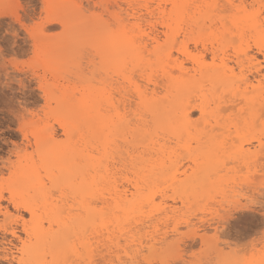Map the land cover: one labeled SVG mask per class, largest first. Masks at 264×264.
<instances>
[{
  "label": "rangeland",
  "instance_id": "1",
  "mask_svg": "<svg viewBox=\"0 0 264 264\" xmlns=\"http://www.w3.org/2000/svg\"><path fill=\"white\" fill-rule=\"evenodd\" d=\"M243 1L237 12L223 11L225 0H0V264H227L264 256V94L256 100L251 92L264 82V51L252 42L264 40V0ZM113 39H132L142 60L118 67ZM151 39L158 53H149ZM226 42L229 55L245 48L253 60L238 68L230 57L227 84L213 85L179 52L204 54L208 65L202 43ZM163 65L175 81L192 83L181 95L169 83L156 89L177 119L155 124L135 92L150 98ZM201 98L222 109L219 124L194 109L187 128L184 107ZM89 115L117 125L94 154L97 200L94 191L84 200L54 188L41 159L52 144L68 145L61 123ZM41 133L54 137L39 141Z\"/></svg>",
  "mask_w": 264,
  "mask_h": 264
},
{
  "label": "bare ground",
  "instance_id": "2",
  "mask_svg": "<svg viewBox=\"0 0 264 264\" xmlns=\"http://www.w3.org/2000/svg\"><path fill=\"white\" fill-rule=\"evenodd\" d=\"M243 3H245L243 0H238L237 3L235 2V0H225V3L223 5V11L239 12L240 10H244L245 8ZM146 10L149 11V14H152L154 11V10L150 11L148 8H146ZM156 10H158L161 13H164L165 11L164 8H162L160 5H158ZM151 40L154 45L151 51H149V53L150 54L158 53L161 50V45L159 44L158 39H151ZM112 41L113 42L111 43V46H109L111 53H112L111 56L112 58H114V60H116L118 67L123 62V60L127 58H129V60L133 62H138L142 60L141 53L138 50H136V48L134 47L132 39H113ZM105 42L103 41L101 45L105 44ZM174 42H175V39H174ZM252 42H253V46L256 48L258 53H262L264 51V40L263 39H252ZM229 45H230L229 42H226V44L224 45L219 44L216 46L211 44V46L208 48L206 47L204 43H202V48H203L204 53L205 54L209 53L210 59L212 61L211 64H208V65L204 63V59H205L204 54L203 55H192L189 52H187L185 48H181L179 52L191 62L192 66L194 67L193 69L194 72L196 71L201 72V70L205 69V72L201 73L200 76L208 75L209 78L211 79L210 82L214 83L213 85L216 86L218 84H225V83L227 84V80H229L227 75L233 74V69L229 67L228 63L226 62L230 59V57L232 58L231 64H233L234 62V64L238 68H243L246 62L247 64H252V61H253L250 57H248V54H247L248 52L246 51L245 48L235 50L233 51L231 55H229L227 51V47H229ZM247 45L249 44L247 43ZM252 52L253 51H251V53ZM165 56H166L165 61L170 62L169 57H172L170 52H167ZM184 63L186 64V62ZM177 68H178L179 73L182 74L180 75L181 77L188 74V72H185L188 70L183 68L182 62H180L177 65ZM252 68H254L253 69L254 73L259 74L260 72L259 68L251 66V69ZM253 70H249V72L251 73L252 71L253 73ZM161 72H162L161 84L159 82L158 83L160 84V86L157 83L154 84V89L151 92L152 96L150 98H147V95L137 90L135 92L137 100L139 101L138 106H141L142 108H144V110L150 115L151 121L155 124L163 123L164 121L171 122L177 119L176 113L170 114V111L167 110V107L165 106V104L159 98H154L155 96L153 95L156 94V89H159L158 87L166 88L167 83H169L170 88L175 89V91L181 95L183 91L188 90L187 89L189 88L188 85L192 83V82L188 83V82H182V81L180 82L175 81L172 75L173 72L171 71L172 74L169 72H166L164 65L161 67ZM261 80H264V76H261ZM263 83L262 81L258 80L257 88L255 90H251V92L255 94L256 100L261 99L262 95L264 94V86H262ZM184 93L185 92H183V94ZM226 96H228V94ZM209 101L210 100H208L207 102L205 98H201V101L198 104H195L193 106L185 105L184 107L185 110L183 111L181 120L187 128L192 125V122L190 121L189 111L194 110V109H197L201 113L202 117L208 116L209 118L213 119V121H215L214 122L215 124L216 123L217 125L219 124L217 117L220 116L219 113L222 111V109H220L219 107H216L215 102H213L214 107L210 108ZM190 102H192V100ZM209 108L210 110H208ZM229 108H231V106ZM229 108L224 107L223 110L229 109ZM257 118H256V121H257ZM60 126L63 130L64 135L66 136L68 145L66 147H60L61 145L59 144H52V148L47 152V154L44 157L41 158L42 165H47L48 167H50L49 169L50 173H48V175L50 177V181L52 182L54 188H61L62 186V187H65L66 190L71 191L73 193H76L77 191L81 192L82 198L84 200H86L85 197L89 196V193H91V191H94L93 193H91V196H90L91 198L94 199L98 191L92 190V188L93 187L96 188L100 184L98 175L96 173L101 164L98 159L94 158V154L96 153V151H98V148L100 147L102 143V140L108 139L107 135L112 136L114 135L113 133L117 132L116 130L117 125L112 120L108 121L107 119H103L102 121L98 122L92 119V117L89 115L88 118L83 121L63 122L61 123ZM207 126L211 128L213 127L211 125H207ZM142 127L144 128L145 126H142ZM160 128H163V127H160ZM99 131H100V134L102 133V137H100ZM53 137L54 136L50 133H48L47 135H45L44 133H41L39 134L37 139L39 141L40 140L45 141V139L52 140ZM258 145H260L259 141H258ZM263 148L264 146H262V149ZM69 160L71 161L72 164L67 162ZM77 160L84 161L86 163L87 169L84 172L81 171V168L80 169L76 168L77 163L75 161ZM89 172H92V173L89 174ZM31 173H34V172H31ZM93 173L94 175H92ZM30 178H31V175H28L26 179L30 182ZM255 179H258V178L255 177L254 180ZM252 184L254 185V183ZM12 200L11 202L13 203V205L17 207L19 204ZM94 200H97V198ZM81 204H84V201H82ZM22 208H24L28 212L31 211V208H28V206H22ZM87 230L88 228H86V231ZM9 234L14 240L19 239L18 235L16 234V231L12 230L11 232H9ZM8 244H12V240H9ZM9 251L11 250L9 249ZM9 255H12V253L9 252ZM4 260L10 263V258H8V255L4 257ZM20 260L18 262H20Z\"/></svg>",
  "mask_w": 264,
  "mask_h": 264
},
{
  "label": "snow or ice",
  "instance_id": "3",
  "mask_svg": "<svg viewBox=\"0 0 264 264\" xmlns=\"http://www.w3.org/2000/svg\"><path fill=\"white\" fill-rule=\"evenodd\" d=\"M173 7H176V5H173ZM124 75H126V71L124 72ZM264 131V130H262ZM262 140H264V135L261 137ZM262 163H264V160H262ZM261 176L264 177V168H261ZM65 264H68V262H65ZM125 264H129V262H125ZM130 264H137L136 261L130 262ZM147 264H153L152 261H148ZM159 264H171V261H161ZM227 264H264V256L261 257L259 261H238V262H227Z\"/></svg>",
  "mask_w": 264,
  "mask_h": 264
}]
</instances>
